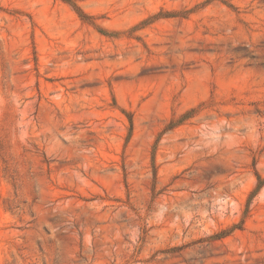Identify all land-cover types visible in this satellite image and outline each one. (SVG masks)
Returning <instances> with one entry per match:
<instances>
[{
	"label": "rangeland",
	"instance_id": "1",
	"mask_svg": "<svg viewBox=\"0 0 264 264\" xmlns=\"http://www.w3.org/2000/svg\"><path fill=\"white\" fill-rule=\"evenodd\" d=\"M0 264H264V0H0Z\"/></svg>",
	"mask_w": 264,
	"mask_h": 264
},
{
	"label": "trees",
	"instance_id": "2",
	"mask_svg": "<svg viewBox=\"0 0 264 264\" xmlns=\"http://www.w3.org/2000/svg\"><path fill=\"white\" fill-rule=\"evenodd\" d=\"M259 179V178H258ZM260 180V179H259Z\"/></svg>",
	"mask_w": 264,
	"mask_h": 264
}]
</instances>
